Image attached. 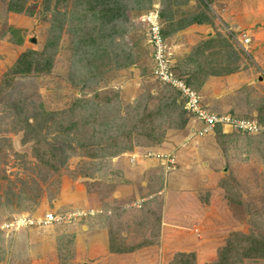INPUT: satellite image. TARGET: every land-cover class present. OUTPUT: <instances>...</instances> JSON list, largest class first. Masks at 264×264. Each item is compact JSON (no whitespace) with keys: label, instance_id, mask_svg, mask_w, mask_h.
<instances>
[{"label":"rangeland","instance_id":"1","mask_svg":"<svg viewBox=\"0 0 264 264\" xmlns=\"http://www.w3.org/2000/svg\"><path fill=\"white\" fill-rule=\"evenodd\" d=\"M0 264H264V0H0Z\"/></svg>","mask_w":264,"mask_h":264},{"label":"built area","instance_id":"2","mask_svg":"<svg viewBox=\"0 0 264 264\" xmlns=\"http://www.w3.org/2000/svg\"><path fill=\"white\" fill-rule=\"evenodd\" d=\"M249 41H250V39H248V38L245 39V42L248 43ZM151 42L155 46V50L157 52V57L159 58L158 61L160 64V70L156 73L161 78H163L164 80L171 83V81H173L175 79H174L173 74H170V72H169L170 70L168 69L167 64H166L163 34H162L160 23L158 21H153V24H152V41ZM175 81L180 84V87H183L182 88L183 91L186 94H188V96L190 97V101H188L189 108L194 109L196 111V113L200 116V118L199 117L198 118L204 124L203 125L204 128L200 131L201 133L209 132L210 129H212L213 127H215L217 124H219L222 121L226 122V123L235 124L238 129H241L244 131H245V129L248 130V132H252L254 130L255 127L251 128V126H249L248 124H246L244 122H240V121L237 122V121H234V119L229 118V117H220L211 111H209V112L202 111L198 107V98L196 97L195 93L190 88L186 87V85L179 82V80L176 79ZM62 220H63V217H58V216L52 214L48 217L46 222H53V221L58 222V221H62Z\"/></svg>","mask_w":264,"mask_h":264},{"label":"crops","instance_id":"3","mask_svg":"<svg viewBox=\"0 0 264 264\" xmlns=\"http://www.w3.org/2000/svg\"><path fill=\"white\" fill-rule=\"evenodd\" d=\"M209 10H210V8H209ZM196 24V23H195ZM201 24H203V23H201ZM197 26H201L200 24L199 25H197ZM199 127H202V126H200L199 125ZM192 150V149H191ZM191 150L190 149H188V147H186L184 150H183V152H181V154H180V156L179 157H177V159H178V162H179V167H180V169L179 170H181L182 172L183 171H185V172H187V174H189L190 173V171L193 169V168H195V169H197V161H196V155H194V154H191ZM194 169V170H195ZM194 170L192 171V172H194ZM193 174V173H192ZM189 177V176H188ZM175 179V178H174ZM189 179H190V177H189ZM192 180V179H191ZM194 180V179H193ZM192 180V181H193ZM190 180H188V179H185V181H179L180 182V184H178L179 182H176L177 184H178V186H184V185H186V182L188 183ZM187 188V187H186ZM182 213V212H181Z\"/></svg>","mask_w":264,"mask_h":264},{"label":"trees","instance_id":"4","mask_svg":"<svg viewBox=\"0 0 264 264\" xmlns=\"http://www.w3.org/2000/svg\"><path fill=\"white\" fill-rule=\"evenodd\" d=\"M11 30H12L15 34H18V33H19V32H18L16 29H14V28H13V29L11 28ZM163 33H165V32L163 31ZM163 35H164V34H163ZM21 42H22V39L20 38V39H19V43H21Z\"/></svg>","mask_w":264,"mask_h":264},{"label":"bare ground","instance_id":"5","mask_svg":"<svg viewBox=\"0 0 264 264\" xmlns=\"http://www.w3.org/2000/svg\"><path fill=\"white\" fill-rule=\"evenodd\" d=\"M25 220H24V218H22L19 222H20V224L22 223V222H24Z\"/></svg>","mask_w":264,"mask_h":264}]
</instances>
